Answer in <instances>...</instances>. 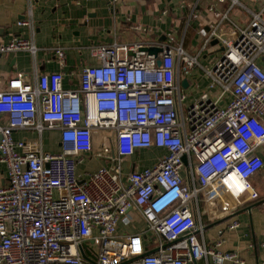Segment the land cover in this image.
<instances>
[{"label":"built area","instance_id":"built-area-1","mask_svg":"<svg viewBox=\"0 0 264 264\" xmlns=\"http://www.w3.org/2000/svg\"><path fill=\"white\" fill-rule=\"evenodd\" d=\"M226 12L210 9L218 21L202 28L208 45H223L211 68L212 96L190 101L181 75L200 66L182 44L161 43L156 57L142 44H99L97 59L85 66L77 88L63 86L62 71L30 79L20 72L0 89V162L7 182L0 187V264H246L238 251H223L226 229L208 246L205 215L216 220L259 197L252 177L264 168L257 149L264 144V0L245 27L227 38L220 29L241 0ZM32 36L0 42V54L18 51L36 56L32 6L18 21ZM61 66L63 48L56 49ZM158 60L161 64H158ZM29 129L34 139L16 140ZM47 130L60 132V151L42 147ZM110 132L99 156L110 165L78 174L94 137ZM163 148L152 166L127 173L123 160L138 150ZM203 203V204H202ZM138 211L143 232L119 234L120 224ZM159 243L150 249L151 235ZM88 245V246H87ZM154 250V251H152Z\"/></svg>","mask_w":264,"mask_h":264},{"label":"crops","instance_id":"crops-1","mask_svg":"<svg viewBox=\"0 0 264 264\" xmlns=\"http://www.w3.org/2000/svg\"><path fill=\"white\" fill-rule=\"evenodd\" d=\"M241 1L244 6L235 7L228 15L229 19H225L220 26L227 38L234 37L238 27L247 26L252 17L250 11H257L261 6V1ZM30 3L35 27L34 41L38 47L36 56L27 51L0 54V89L20 72L33 79L38 74L55 71L64 73V88H77L82 69L98 63L91 54V47L114 42L146 46L182 44L189 54L198 57L202 65L190 70L184 78L181 75V84L187 80L189 87V76L203 73V68H211L222 52L223 45L219 42L214 44L216 40L205 46L204 36L200 32L218 21L210 6L224 13L229 5V2L220 4L217 0H0V42H9L15 36H32L29 26L18 24L26 16ZM57 48L65 50L64 66L58 62ZM259 63L264 66L263 60H259ZM200 79L204 89L194 99L190 95V101L198 99L204 92H212L211 95L215 96L216 89H209L210 79L205 71ZM188 87L183 88L186 90ZM13 136L16 140H30L37 134L33 130L20 129L14 131ZM97 146L94 140V152L86 154V160L79 164L80 177L83 178L89 171L84 169V164L94 163V170L110 165L108 159L99 156ZM42 147L47 151L59 152L60 132L45 131ZM166 153L167 150L163 148L138 150L124 158V172L152 166ZM257 153L264 159V144L257 149ZM251 181L260 194L258 199L216 220H210L205 215L204 239L201 235L199 238L211 246L218 238L220 229L238 220V228L224 232L225 243L221 250L238 251L246 264H264V168ZM6 182V165L0 162V187ZM131 215L132 223L120 224L119 234L145 231L146 222L142 215L138 211H132ZM199 264L215 263L210 258Z\"/></svg>","mask_w":264,"mask_h":264},{"label":"rangeland","instance_id":"rangeland-1","mask_svg":"<svg viewBox=\"0 0 264 264\" xmlns=\"http://www.w3.org/2000/svg\"><path fill=\"white\" fill-rule=\"evenodd\" d=\"M220 53V52H218ZM204 73V71H203ZM203 73H199L197 75H192L189 76V80H190V86L185 90L188 94L191 95V99L196 98V96H198L201 91H203V83H201V75ZM185 74L184 72L182 73V77L184 78ZM219 92V88H216L215 90V95ZM210 93V92H209ZM210 94H213L212 92ZM110 136V132L106 131V130H100L99 132H97L95 134L94 140H95V145H98V150L100 152H102V143L105 142L107 145L109 143L108 141V137ZM84 169L85 170H89L88 172H92L91 170H94V163H90V164H84ZM203 204V203H202ZM206 221V220H205ZM210 225V223H209ZM152 237V243L150 246V249H155L158 247L159 243L154 242V240L156 239L155 235H151ZM88 246V245H87Z\"/></svg>","mask_w":264,"mask_h":264},{"label":"water","instance_id":"water-1","mask_svg":"<svg viewBox=\"0 0 264 264\" xmlns=\"http://www.w3.org/2000/svg\"><path fill=\"white\" fill-rule=\"evenodd\" d=\"M214 44H217V41H214L213 42ZM141 50L143 51H147L149 54H153L155 55L156 57L159 55L160 52H162V47H159V46H146V45H143L141 47ZM222 51L224 50V48L221 49ZM158 64L160 65L161 64V61L158 60ZM182 86L183 87H188V81L187 80H183L182 82ZM154 251V250H152Z\"/></svg>","mask_w":264,"mask_h":264}]
</instances>
